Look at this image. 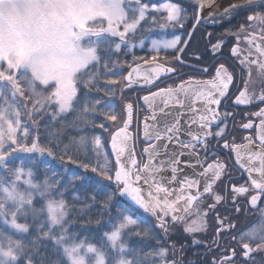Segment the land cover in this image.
Wrapping results in <instances>:
<instances>
[{
	"label": "snow or ice",
	"instance_id": "obj_1",
	"mask_svg": "<svg viewBox=\"0 0 264 264\" xmlns=\"http://www.w3.org/2000/svg\"><path fill=\"white\" fill-rule=\"evenodd\" d=\"M196 7L195 27L185 34L187 39L176 35L163 42L153 40L151 59L133 53V63H127L121 56L133 52L136 34L144 24L151 21L160 28H183L188 15L175 4L150 9L141 0H0V64L7 65L0 69V165H8L14 153L46 154L77 164L115 183L120 195L132 202L126 211L135 218L128 219V224L138 225L133 237L155 239L151 229L141 228L136 218L142 210L156 219L165 235L169 218L184 223L189 234L211 228L208 249L215 246L217 251L208 264H264V207L259 208V222L238 239L231 223V216L244 214L247 205L255 209L264 203V12L246 17V25L252 22L248 31L244 27L229 30L216 42L209 40L204 52H199L193 50L199 25L205 20L216 22V17L201 15L205 0H199ZM241 7L233 5L225 17L231 18ZM257 28L259 43L250 35ZM228 35L239 37L235 42L244 44L248 54L241 58L237 46L225 57L223 37ZM145 38L140 35L139 47H144ZM161 48L171 50L170 54L161 58ZM143 63L149 67L145 69ZM115 68L129 71L115 78L106 75ZM184 68L189 70L187 80ZM196 72L210 78H191ZM141 81L143 87H135ZM117 88L122 94L125 89L137 92L135 99L122 101L119 113L107 105L100 108L101 98L88 99L93 92L114 97ZM81 90L83 96L78 97ZM144 90L150 95L141 96ZM96 116L111 126L97 122ZM22 117L32 126L22 125ZM89 127L107 133V141L102 135L84 133ZM254 128L252 136H244L245 130ZM67 129L79 135H66ZM236 136L244 142H236ZM105 143H110L114 160ZM218 146L228 150V158L219 156ZM56 149H61L59 155ZM183 157L187 160L182 161ZM233 169L246 174L247 182L240 183ZM81 179L75 177L73 186ZM98 191L96 186L93 193ZM72 199L81 197L73 195ZM229 201L231 212L226 215L221 208ZM97 204L101 213L111 214L108 201L97 200L93 194L88 208ZM131 239L119 249L118 254L126 258L122 264H183L174 255L170 260L169 249L159 240L157 249L142 252L132 246ZM201 243L193 240L194 245ZM25 264L35 262L29 256Z\"/></svg>",
	"mask_w": 264,
	"mask_h": 264
},
{
	"label": "clouds",
	"instance_id": "obj_2",
	"mask_svg": "<svg viewBox=\"0 0 264 264\" xmlns=\"http://www.w3.org/2000/svg\"><path fill=\"white\" fill-rule=\"evenodd\" d=\"M38 162L37 158L27 166L23 161L15 166L0 165V264H20L22 259L36 256L41 241H50L58 252L48 264H122L126 258L118 252L138 230L136 223L128 224V219L135 218L125 209H117L110 230L102 231L99 243L81 235L75 225L99 227L106 217L86 216L88 202H69L66 193L70 186L61 189L62 175L48 166L38 174ZM104 200L110 209L115 194H107ZM81 216L86 218L80 220ZM33 229L35 236L30 235Z\"/></svg>",
	"mask_w": 264,
	"mask_h": 264
},
{
	"label": "flooded vegetation",
	"instance_id": "obj_3",
	"mask_svg": "<svg viewBox=\"0 0 264 264\" xmlns=\"http://www.w3.org/2000/svg\"><path fill=\"white\" fill-rule=\"evenodd\" d=\"M163 3H167V1H163ZM258 12H264V0H259L257 2H253L251 4H247L244 7L239 8L231 16V18H226L224 15L220 18H216V22L207 21V22L201 23L195 34L193 50L204 52L205 46L209 45V40H211L212 42H216L217 39L221 38V35L223 33H226L229 30H231L232 32H237L239 31L241 27H244L245 30L248 31L249 30L248 26L251 25L252 22H247V25H246L245 24L246 17L249 15H254ZM190 30L187 33H189ZM207 33H212V36L209 37ZM175 34L176 35L178 34L182 38L184 37V39H187L185 35L186 34L185 28H181L177 30ZM202 34H203V38H201ZM250 35L256 37L257 43L260 42L261 32L259 28H257L255 32H251ZM223 39L225 41V44H224V56L225 57H229L231 55L229 51L231 47H237V46H239L241 49V58H243L244 55L248 54V49L245 47L244 44H237L235 42L240 39L239 37L228 35V36H224ZM205 55H207V53H205ZM251 56L253 59L256 58V53L254 50L252 51ZM160 57L163 58L162 55H160ZM145 58L151 59L146 55H145ZM236 63L237 65H239V60H237ZM143 64H146V63H143ZM183 70L186 73L185 79L186 80L189 79V76L187 75L189 70L187 68H184ZM191 78L196 79V80H200V79L207 80L210 77L207 74L201 75L200 73L196 72V73H192ZM157 83H159V81H157ZM171 83L172 81L168 80V84H171ZM135 87L142 88L143 86L141 87L135 86ZM154 90L158 91V89H154ZM129 91L132 93L129 96V99H135L137 92L134 89H129ZM140 94L141 96L150 95V92H148L147 90H144ZM193 103H196V102L193 101ZM159 105H160V101L156 100V106L158 107ZM196 106L198 107L199 105L196 104ZM241 107H245V106H241ZM157 114L160 115L159 113ZM141 115H144V113H141ZM245 118H247V113H245ZM252 121L254 122V124L259 123L257 118L254 116L252 117ZM237 122H239V118ZM143 123L144 121L141 120V125H143ZM254 131H255V128L250 129V130H245L244 136H252L254 134ZM141 139H143V132H141ZM181 139H187V137L181 136ZM235 140L238 143L244 142V139L241 136H236ZM144 146L147 147V144H145ZM217 151L219 152L220 157H224V158L229 157L228 150H223L222 146H218ZM231 158L235 159V155L233 154ZM187 172L189 175H191L190 169H188ZM233 172L236 176L239 177L240 183L247 182L246 174H241L240 172H236L235 169H233ZM168 174L170 175V173ZM112 187L116 191V194H118L119 193L118 186L116 184H113ZM123 202L125 204V209H127L130 203L127 201H123ZM262 207H264V203H260L259 206L255 209L251 208L250 205H247L245 207L244 214H234L231 216V223L235 225V228L232 231L236 232L237 239L239 235L246 232L251 225L259 222V208H262ZM140 211H141V215L136 218L140 221L141 228H144V227L150 228L151 229L150 235L154 236L155 239L144 241V240H141L140 238L132 237L130 243L132 244L133 247H139L142 250V252H152L153 250L157 249L158 245L156 241L159 240L166 248L169 249L170 260L174 255V258L176 260H182L183 264H189V261H192L193 264H208L209 260L215 258L213 255V253L217 251L215 246H213L211 251H209L208 249V245L212 239L211 228H209L207 232H197V233L189 234L184 231V227H185L184 223H175L171 221V219L169 218L167 221L169 230H168V233L165 235L163 230L159 228L157 221L154 217H152L148 213H143L142 210ZM195 211L196 209L194 208L193 212ZM221 212L225 213L226 215L231 212V201H229L228 204H226L224 207L221 208ZM186 219L190 221L191 217H186ZM208 222L210 224L212 223L211 216H209ZM194 239L201 240L203 241V243L194 245L193 244ZM173 246H175L174 254L172 252ZM229 253H231V250H229ZM156 258L158 259V257ZM256 258L257 260H259L260 255H257Z\"/></svg>",
	"mask_w": 264,
	"mask_h": 264
},
{
	"label": "trees",
	"instance_id": "obj_4",
	"mask_svg": "<svg viewBox=\"0 0 264 264\" xmlns=\"http://www.w3.org/2000/svg\"><path fill=\"white\" fill-rule=\"evenodd\" d=\"M163 1H167L171 4H175L176 6L180 7L183 10V13L186 12L188 15L187 19V24L184 26L186 33L191 29L193 25V19L192 15L194 11L198 10L197 5L188 0H141L143 4L148 5L149 7L154 6V5H159L162 4ZM179 26L174 27V29L178 30ZM155 29H151V31H154ZM159 30V29H158ZM147 30L143 29L140 30V32L143 34L144 37L148 35L146 33ZM140 33V35H141ZM137 36L136 43L138 45V38L140 37ZM133 53L138 56H143L142 52L139 51L138 49L134 48L133 52L128 53L127 55L121 56V61L122 62H127V63H133ZM161 54V53H160ZM162 55V54H161ZM165 56L168 54H164ZM164 57V56H162ZM0 69H6L5 65H1ZM129 70L126 68H115L113 70V73L111 74H106V75H112L114 78L119 77L121 75L126 76L127 72ZM3 83V82H0ZM132 93L127 90L124 91L122 94L119 88L116 90V95L114 97H105L103 96L102 93L97 94L95 92L89 94L88 99L89 100H95L97 98H101L104 101V104L100 105V108H104L105 105L110 107L111 110L119 113L120 108L122 107V101L124 99H129V96ZM10 95V94H9ZM83 96V91L81 90L78 92V97ZM3 104V100H0V105ZM52 109H49V112H51ZM68 120L72 119V115L69 114L67 117ZM45 120H47V117H45ZM97 122H103L109 127L111 126L109 122L103 121V118L101 116H96ZM27 124L29 127H31V121H28L26 118L22 117V125ZM42 127H43V122H42ZM84 133H87L89 135L95 133L102 135L107 141V133H104L103 130L101 129H94V128H85ZM20 133H18L19 135ZM66 135H73V136H78L79 133H77L73 129H67ZM43 139V136H42ZM54 146V145H53ZM105 150L106 152L110 155L109 149H108V143H105ZM61 149H56L57 155H59ZM39 159V164L36 168V171L38 174H41V169L44 168V166H48L50 171L56 172L62 175L63 179L61 182V189L64 188L65 185H69V191L66 193V198L68 199L69 202H73L74 200L72 199L73 195H79L81 199L86 200L87 202L90 200V197L94 194L97 198V200H104L105 196L109 193H114L115 194V200L111 205V208L109 209V212L111 213L109 215L108 212L101 213L100 211V205L97 204L91 209H87L86 216L91 215L93 218H96L98 215H102L103 217H106V221L103 222L99 227H81L80 225H75L74 228L80 232L81 235L87 234L90 237H92L95 242H100L101 240V233L102 231L105 230H110V223H112L115 219L116 216V211L117 209H125V204L124 202L118 197L116 194V191L112 187L111 181H104L102 180L101 177L97 176L96 174L90 172V171H85L83 168H80L77 164H71L68 163L66 160H60L56 157H48L46 154L44 156H40L39 154H26V153H14L12 159L9 161L8 165L15 166L18 162L23 161V163L27 166L31 164V161L33 159ZM84 157H81L83 159ZM112 159V157H111ZM82 177L81 180L75 181L74 186L72 182L74 181L75 177ZM99 186L100 191L93 193V189ZM37 204L40 202L37 201ZM126 210V209H125ZM86 216H81L80 220H84ZM31 236H35L36 232L33 229L30 232ZM139 248V247H138ZM58 256V252L55 250L53 244L50 241H41L38 249H37V254L36 256L32 257V259L35 261V264H48V262ZM20 264H25V260H21Z\"/></svg>",
	"mask_w": 264,
	"mask_h": 264
},
{
	"label": "rangeland",
	"instance_id": "obj_5",
	"mask_svg": "<svg viewBox=\"0 0 264 264\" xmlns=\"http://www.w3.org/2000/svg\"><path fill=\"white\" fill-rule=\"evenodd\" d=\"M164 4H171V3H169V2L162 3V4H159V5L151 6L149 8L150 9L160 8ZM184 13H186V12H184ZM155 15L156 16H159L160 13H156ZM142 24H144V22H142ZM186 24H187V20L184 21V26ZM149 28L150 29H155V30L154 31H151V30L148 31ZM179 29H181V27H179L178 30ZM120 30L121 31L123 30V27L122 26H121V29ZM144 30H147L146 33H148V35H146V38L144 39V47L143 48L139 47V43H138V45L135 48L142 52V55H143L142 57H145V55H146L149 58H151V55H152L151 43H152L153 40H156V41H159V42H163V41H166V40H170V39L174 38V36H176L175 33L177 32V30L174 29V27L160 28L155 23H151V21H149L148 24H144ZM140 33H141L140 30H138V32H137L136 35L139 36ZM112 39H118V38H112ZM182 39H184V37ZM170 52H171V50H166V49L161 48L160 49V52H159V56L161 54H162V56H165L164 54H170ZM1 65H5L6 68H7V65L6 64H0V67H1ZM111 183H112V181H111ZM112 185H113V183H112Z\"/></svg>",
	"mask_w": 264,
	"mask_h": 264
},
{
	"label": "water",
	"instance_id": "obj_6",
	"mask_svg": "<svg viewBox=\"0 0 264 264\" xmlns=\"http://www.w3.org/2000/svg\"><path fill=\"white\" fill-rule=\"evenodd\" d=\"M188 1H192V2L196 3L197 5L199 3V0H188ZM257 1H259V0H253V2H257ZM237 3H239L240 5H243V6L249 4L248 0H205V7L203 8L201 15L202 16L213 15L216 18H220V17L224 16V13L227 9L232 8L233 5H235ZM208 4H211V7H208L207 6ZM207 21H209V20H205L204 22H207ZM193 27H195V24H193L192 28ZM192 28H191L190 32L192 31ZM143 67L145 69H147L149 66L147 64H143ZM137 86L138 87L143 86V82L141 81V83ZM127 90H129V89H125L124 91H127ZM181 98L183 99V97H181ZM156 100L160 101L159 98H157ZM187 102L188 101L185 100L186 104H187ZM108 149H109V152H110L112 159L114 160V156L111 153L110 143L108 144ZM181 159H182V161H186L187 157H183ZM181 167H183V163H182ZM186 171H188V169H186ZM113 184H115V183H113ZM118 196L122 200L127 201L131 204V201L126 196H121L120 192L118 193Z\"/></svg>",
	"mask_w": 264,
	"mask_h": 264
}]
</instances>
